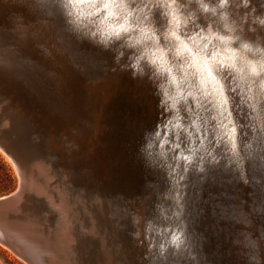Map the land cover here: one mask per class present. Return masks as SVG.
Instances as JSON below:
<instances>
[{
	"label": "bare ground",
	"instance_id": "1",
	"mask_svg": "<svg viewBox=\"0 0 264 264\" xmlns=\"http://www.w3.org/2000/svg\"><path fill=\"white\" fill-rule=\"evenodd\" d=\"M127 1L134 2V0H115L112 10L116 13V16L107 17V10L101 11L99 15L96 14L97 9L102 7V5L97 2L94 6L93 0H83V2L74 0V3L67 7H65L67 2L64 5L60 0H0V79L8 87L12 86L13 89L26 96L24 98L25 104L23 103V109L19 105H17V108L26 113L30 120H34L31 122V124L33 123L34 129L33 136H38V138L46 141L47 148L52 152L49 155L45 153L46 158L49 159L48 162L41 158L32 159L30 152H25L24 156L26 163L32 167L33 174L38 179L42 177V185L47 188L46 193L51 194L48 190L51 179L49 171L57 176L59 174L61 176L63 175V177L73 176V182L76 186L81 181V175L78 174L79 167L88 166L89 171L87 174H94L97 171V173L105 175L106 180H104V183L107 185V191L113 190L117 194L121 192L119 196L110 195L115 200H111L110 202L112 217L121 223V230L124 237H130V239L136 238L137 241V243L135 241L130 242V248L127 250H134L136 254L138 253L140 256L138 260L139 264H143L144 261L145 263L151 264L155 261L157 254L158 257H161L163 254L159 244V239L163 240V236L165 235L160 230L162 226L172 228V225L175 230L179 227L178 231L182 228L185 232L190 227V215L188 212H190L194 202H189L192 201L189 195L193 187L190 185L184 190L183 217L173 218L172 214L168 212L173 200L168 176H165L166 173L164 171L154 168L151 165L149 157L147 161L151 167L147 168V166L143 165L145 163V154L136 151L135 146H128V142L125 143L123 141L124 146L121 147L118 143L117 154L119 158L116 160L110 158V163H106L107 157L111 156L112 152V149L111 152L109 149L114 146V143L110 142L108 145L109 148L107 149L109 150L107 151L108 154L102 157L103 161L92 160L93 157L91 155L89 157L88 153L86 154L84 147L87 141L86 132H89L93 125H95L93 127H98V121H95V123L93 121L96 118L95 108H91L86 102L81 103V100L80 102L79 100L75 101L74 98L79 99L74 94L77 92L71 93L69 91V88L82 89L83 92H79L80 94L83 93L82 98H84V101L86 97L88 98L90 96L89 99L93 98L97 103L95 107L101 108L104 111L108 107L107 92L113 87L111 99L115 104L117 103L116 101L119 102L116 105H119L118 109L121 116L129 124L138 113L147 108V98L150 97L149 90L151 87L146 85V80H144V83L142 82V75L148 73V75L152 74L154 77L155 73L151 70L154 66L150 64V61L138 58L139 62L135 63V67H133L134 62H131L129 59L124 60L127 54L132 51L130 47H124V44L133 45L137 40H141L143 43H149L150 40L156 38L157 28L153 27V24H146V22L141 21L142 17L144 18L145 15L146 17L148 15L144 11L145 9L141 10V12H136L127 6ZM168 2L169 0H161L159 9L163 10L164 15L156 7L155 15L159 14L158 17L162 20L164 16L168 17L169 23H172L167 24L166 28L169 36L171 35V31H177V34H179L183 30L182 26L186 16H190L196 22L199 20V35L207 37V40L211 41L210 44L217 43L214 37H211V34L215 36L227 35V29L224 28L225 22L220 18L219 9L213 15L209 12H202L197 0H187V2L179 5L170 2L168 5ZM217 6L218 1L216 0H209L207 3L208 8ZM225 10L229 14V21L233 18L239 20V14L246 11L249 16V24L244 27L241 34L246 36V31L249 29L254 30L258 37L255 42L249 40L247 36L246 38L254 46L264 47V25L255 22L256 19H260L262 16L264 17V5L260 7L254 1L250 0L246 9H236L235 5L230 4L226 6ZM168 11H172L171 17H169ZM179 12L182 13L180 14ZM152 15H154V11H152L151 17L149 16L146 20L152 18ZM133 16L137 18L136 21H134ZM125 19L128 21L126 27L129 29V32L127 34L122 33V36L126 35L127 39L122 44L117 45L114 43L115 38L110 39L105 33L108 31L109 26L118 28L121 23H124ZM200 19L206 20L207 24L210 23L208 31L203 30L201 27L203 23ZM173 24L178 27L175 29L172 28ZM252 34L254 35V33ZM196 38H198V35L192 41L185 42L193 49L194 59L200 61L203 59V53H197L196 50L198 48L201 49V45L199 44L201 41L194 42ZM181 39L184 40V36H181ZM202 41V43H205V39ZM210 44H208V47L211 46ZM66 45H71V48L68 50ZM75 49H79L84 54L76 55ZM138 49L139 46H137V51ZM121 50L124 56L118 60L117 54ZM233 50L239 53V44L237 42H234ZM146 51L151 60L157 61V66H163V69H167L170 59H172L167 48L149 46L146 48ZM194 51L196 52L195 55ZM184 55L187 56V53H184ZM255 58L261 59L264 57L261 54H256ZM90 60H93V64H95L94 69L99 73L103 72L105 62H108V67H112L110 75H108L109 77H106L108 78V82H105L107 83L106 90L99 91L96 88L94 90L86 89V84H84L86 77L83 78L84 69L81 72V67L84 68L85 65L88 70L91 67V65H88V63H91L89 62ZM147 68L149 71L146 70ZM76 69L80 71H76ZM163 69L160 70V79L167 87L165 77L168 75H165L166 71ZM244 71L246 72L247 68ZM85 73L87 74V72ZM175 74V66H173L172 75ZM87 80L86 82H88ZM95 82L96 79L94 80ZM14 101H16L15 98ZM14 116L16 118L14 117L15 119L13 120V117L6 114L2 127L5 129L13 124L16 131L19 129L26 133L24 128H21L22 123L19 121L18 116ZM94 130L96 132V129ZM56 135L58 136L56 141L59 142V145L54 144ZM106 136L114 138L117 142L121 138V132L117 129H109L106 132ZM40 152H44V150H40ZM78 154L79 156H77ZM7 157L9 158V156ZM114 163H116V166H114ZM62 164L65 169L61 172L62 169L60 170L59 167ZM100 165L102 169H99ZM57 166H59L58 171L55 169ZM113 169L119 171V174L116 175ZM141 170H144V172L142 173ZM58 172L60 173L57 174ZM209 173L214 178V187L220 185L222 189L227 188V185L232 180L231 185L236 188L237 195L244 197L249 196V194L250 196L254 195V192L248 193L247 190L253 186L254 182L247 184L242 182L240 178L232 175L231 170L225 168L223 164H221L218 171L213 170ZM213 178L211 177L210 179L212 180ZM152 179L155 182H151L153 184L148 186V182ZM210 179L208 176V179L203 180V182L212 187L211 181H209ZM191 180H193V176L190 178ZM256 183L260 182L256 181ZM71 184L73 185V183ZM218 194L222 193L219 191ZM50 197H53L52 194ZM56 198V201L53 200L55 202L53 208L57 221L53 227L57 232L53 234L55 238H53L54 246H50V249L55 251L56 254H60L64 259L62 256L64 251H70L69 249L73 247L74 240L70 234V232L73 233L71 223L73 217L71 218L72 215H70L73 209H69L62 195L61 197L58 195ZM46 199L50 198L46 195ZM131 199H134V201L129 203L136 206V215L129 211L128 213L125 209L126 206L124 207V204ZM117 200L121 202L119 203ZM237 200H240V198ZM257 202H260L263 207L261 208V214L254 217V229L258 233V231L264 229V202L258 199ZM75 204L78 203L76 202ZM89 207L91 208L92 206ZM236 208H238V205ZM247 208L248 206L244 207L243 211H247ZM75 211L74 213L78 214V211H80L79 207ZM156 225L160 227L155 228ZM91 227H93V224H91ZM91 231L94 232L93 228H91ZM248 235L249 238H253L251 230H249ZM164 242L167 244L166 246L170 244L171 247H174L172 241L166 243L164 240ZM190 243L191 245L189 244V246L194 244L193 241H190ZM46 249L45 252H49L50 249ZM260 251L257 249L254 252L258 255L260 261L253 260L250 264H264L262 262L264 260V247H261ZM49 253L52 255L51 252ZM254 253L252 255L256 258ZM102 255L101 257L104 263L109 264L106 261L109 258L107 253L105 256L104 254ZM59 263L61 264V262ZM72 263L74 264L75 262ZM55 264L57 263L55 262ZM190 264H197V261L194 259Z\"/></svg>",
	"mask_w": 264,
	"mask_h": 264
},
{
	"label": "snow or ice",
	"instance_id": "2",
	"mask_svg": "<svg viewBox=\"0 0 264 264\" xmlns=\"http://www.w3.org/2000/svg\"><path fill=\"white\" fill-rule=\"evenodd\" d=\"M83 2V0H79ZM102 7L96 14L107 10V17H115L112 10L115 0H93ZM161 0H134L135 3H150L157 5L158 11ZM172 4H182L187 0H169ZM209 0H197L202 12L215 15L220 10V18L225 22L227 35L214 37L217 41L211 48L206 44L204 49H197L203 53V59L196 61L193 49L185 41H192V33L199 35L197 22L186 16L183 31H171L167 34L168 19L165 17V27L157 28L156 38L149 43L137 40L133 45L124 44L132 51L129 57L136 55L139 59L150 61L154 86L160 94L161 114L164 117L156 129L148 134L146 152L154 168L166 173L169 178L170 190L173 196L168 212L173 218L183 217L184 190L190 186V178L199 175L202 180L208 179V173L219 170L221 164L231 170V174L240 178L244 183H253L258 163L264 162V58L256 59V54L264 57V47L254 46L242 35L243 29L249 24L248 13L239 14L229 21L226 6L233 4L236 9H246L250 0H218V6L208 8ZM74 0H67L65 7L72 5ZM150 11V9H149ZM152 20L146 21L152 24ZM127 19L118 28L109 26L105 35L115 38L114 43L122 44L129 29ZM256 23L264 25V18L256 19ZM178 26L173 24L172 28ZM204 31L209 25L202 24ZM184 36V40L181 39ZM207 40V37H201ZM234 42L239 44V53L234 49ZM211 43V41H209ZM171 45V46H170ZM137 46L139 49L137 51ZM160 46L167 48L175 66L163 69L157 66L156 60H151L146 48ZM187 53V56L184 55ZM223 53V55H222ZM123 51H119L117 59L123 58ZM139 59L135 62L138 63ZM135 63L132 65L135 67ZM247 68L245 72L244 69ZM168 73L165 83L160 79V70ZM255 145V147H254ZM156 149V151H152ZM259 186L264 188V175H261ZM179 236H172L175 248ZM185 253L190 264L194 260L187 249ZM166 256H161L163 264Z\"/></svg>",
	"mask_w": 264,
	"mask_h": 264
},
{
	"label": "rangeland",
	"instance_id": "3",
	"mask_svg": "<svg viewBox=\"0 0 264 264\" xmlns=\"http://www.w3.org/2000/svg\"><path fill=\"white\" fill-rule=\"evenodd\" d=\"M252 1H254L260 7L264 5V0H252ZM126 4L128 7H131L136 12L137 11L141 12V10L145 9L144 11H146L148 15L147 17L146 15L144 16L145 19L143 17L141 18V21H143L144 23L148 20L153 19L154 15H152V18L146 20V18H148L149 16L151 17L152 11H154V14L156 13L155 7L157 8V5L155 3L153 4L150 3L147 5V7H145V5L141 3H135V6H133V1H127ZM167 4L169 5L170 3L168 2ZM179 13L181 14L182 12ZM168 15L169 17H171L172 11L171 12L168 11ZM158 16L159 14L155 15V20H153L152 24L156 23L158 27L163 28V26H165L166 23L165 17L167 16H164L163 20L160 19ZM133 17L135 19L134 21H136L137 18L135 16ZM262 18L264 17L262 16ZM200 20L202 21L203 24H207L206 20L203 19ZM146 24H150V23L146 22ZM168 24H172L169 23V19H168ZM199 27L200 25L198 20L197 22L198 30L200 29ZM248 31H246V36L248 37L249 40L255 42V40L258 38L256 36L257 33L251 29H249ZM252 33H254V35ZM196 35L197 33L195 32L192 33L194 39ZM201 37L203 36L198 35V38H196L194 42L201 41V43L199 44L201 45V49H204V46L210 43L208 40H205L204 41L205 43H202L203 39ZM211 37H216V36L211 34ZM210 45L211 46H209V48L212 47L213 43ZM66 48H68L69 50L71 48V45H66ZM74 51L78 56L84 54L79 49H75ZM196 52L194 51V55L196 54ZM126 59H129L131 60V62L135 63L138 59V56L133 55L129 57V55L127 54L124 60ZM89 62L91 63H88V65H91L92 68L90 67L88 70L86 69L85 65L84 68L80 66L81 72H83L84 69L83 78L86 77L84 80L85 81L84 84H86L85 85L86 89L89 88V90L91 89L94 90V88H96L99 91L103 89L106 90L107 83L105 82H108V78L106 77H109L108 75H110V70L112 67L111 66L108 67V62H105L103 66L104 68L103 72L99 73L94 69L95 64H93V60H90ZM173 66L174 64L169 62L168 67H173ZM146 70L149 71L148 68ZM76 71H80V70L76 69ZM85 72H87V74ZM165 75L167 76L168 73L166 72ZM142 76H141L143 78L142 82L144 83L145 82L144 80H146L145 82L146 85L148 87H151V89L149 90L150 97L147 98V108L141 111L140 113H138L130 124L126 123L124 117L121 116V113L118 109L119 105H116L119 102L116 101L117 103L115 104L111 99L112 98L111 91H113V87L112 89L109 90V92H107L108 107L104 109V111L101 108L99 109L95 107L97 103L95 102V100H93V98L89 99L90 96L88 98L86 97L85 98L86 100L84 101V98H82L83 93L80 94V92H83L82 89L69 88V91L71 93L77 92L74 94L79 99L74 98L75 101L79 100L80 102L81 100L82 101L81 103L86 102L87 105H89L91 108H95L94 112H96L95 115L96 118H94L93 121L94 123L95 121H98L97 123L98 127H93L95 126L93 125L94 124L93 123L91 129L92 128L96 129V132L94 129L93 130L90 129L89 132L88 131L86 132L87 141L84 147L85 148L84 151H86V154L88 153L89 157L91 156L93 157L92 160L103 161L102 157L108 154L107 151L110 150L111 152V149H112L111 156L107 157L106 163L107 162L110 163V158L114 160L118 159L119 155L117 154L118 151L117 144L119 143V145L122 147L124 146L123 141H125V143L128 142V146L129 145L135 146L134 148L136 149V151L144 153L145 163L143 165L147 166V168L151 167L150 164H148L147 161L148 155L146 152V143L148 139V134L156 129V126L161 123L164 117L161 114V108H160L161 97L159 95L157 87L154 86L153 75L152 74L148 75V73H146ZM95 79L96 82L94 83ZM86 80L88 82H86ZM109 129H113V130L117 129L118 131L121 132V138L117 142L114 140V138L106 136V132L109 131ZM115 135L117 136V134ZM57 138L58 136L56 137L54 144L59 145V142L56 141ZM110 142L114 143V146H112V148L107 150L109 148L108 145ZM152 151L154 152L156 151V149H152ZM30 153L32 155V159L41 158L46 160L47 162L49 160L48 158H46L45 152L34 150ZM77 156H79V154ZM2 165L4 166V168L8 173L12 174L14 183L12 190L5 194L0 193V197L15 191L19 184V175L13 162L0 149V185H2L3 179L1 178H3L4 175ZM114 166H116V163H114ZM58 167L59 166L55 168L57 171H58ZM59 169L60 170L62 169L61 170L62 172L63 169H65L64 165L62 164V166L59 167ZM99 169H102L101 165ZM88 171H89L88 166L79 167L78 174L81 175L80 176L81 181L77 186L74 185L73 176L63 177V175L61 176V174H59L60 172L57 173L59 174V176H57V175H53L52 172L49 171L51 179L49 181L50 185L48 190L51 192L53 196L52 199L56 201L57 200L56 197H58V195H60L61 197L62 195V197H64V200H66V204L68 205L69 209L70 210L73 209L71 210V214H70L72 215L71 218L73 217L71 223L73 226L74 235L72 232H70L74 240L73 247L69 249L70 251L67 250L64 251V253L62 254L64 259L61 257L60 254L58 253L56 254V252L52 250L51 253L52 255L55 256L56 263L58 264L59 262H61V264L62 263L73 264L72 262H75L74 264H78V263L102 264L104 263V260L101 256H103L102 254H104L105 256L107 253V256H109V258H107L106 261L109 264H139L138 260L140 256L138 255V253L136 254L134 250L131 251L127 250L128 248H130L129 247L130 242L135 241L137 243L136 238L130 239V237L129 238L124 237L121 230V226H122L121 223L113 219L111 214L112 212H111L110 202L111 200H113L111 196L113 195L119 196L121 195V192H118L117 194V192H114L113 190L107 191L106 189L107 185L106 183H104L105 182L104 180H106V176L97 173V171L94 174H90V173L87 174ZM113 171H115L116 175L119 174V171H116L114 169ZM141 172L143 173L144 170H141ZM261 175H264V162L258 163L257 171L254 174L255 181L260 182ZM165 176L167 175L165 174ZM208 176L209 179L211 177L213 178L211 173H209ZM60 177H62L63 179ZM209 181H211L212 187L210 185L209 186L206 185V183L203 182V180L200 178L199 175L193 176V180L190 181V185L193 188L189 195L192 201L189 202L190 203L194 202V204L192 205L190 212H188L190 215L189 216L190 227L189 228L187 227L188 228L187 231L189 232L188 236H185L187 237V239L185 237L182 238H184L187 242H190L191 241L190 237H192L194 242L192 247L194 248L197 256L200 257L201 262L203 264H250V262L253 260L259 262L260 259L258 255H256V253L254 252L257 249L260 251L261 247H264V229L258 231L257 233V230L254 229L253 223L255 221L254 217H257V215H260L262 212L261 208L263 207L261 206L260 202H257V199L260 200L261 202H264V188H261L258 185L259 183L254 182L253 186L247 189L248 193L254 192V195L250 196L249 194V196L244 197L236 194V188L233 185H231V183L233 182L232 180L227 185V188H223V189L220 187V185L216 187L213 186L214 178L212 180L210 179ZM151 182H155V180L153 179L150 180L147 185L149 186L153 184ZM64 183L65 185H63ZM71 183H73V185ZM66 185H68L69 188L68 186L66 187ZM219 191L222 194H218ZM47 194L51 195L50 193ZM238 198H240V200H237ZM117 201L119 203L121 202L120 200ZM132 201H134V199L129 200L127 203ZM76 202L78 204H75ZM127 203L124 204V207L126 206L125 209L127 210V212L129 211L130 213L136 215L137 213L136 206ZM236 204L238 205V208H236L237 206ZM74 206L76 207V209L79 207L80 211H78V214L74 213L76 212ZM89 206L92 207L90 208ZM246 206H248V208L246 209L247 211H243V208ZM74 218L75 220L77 219L76 223ZM41 224L44 229L43 231L44 237L47 240H51L52 242H54L53 234H55L57 230L53 229V226L52 227L48 226V223L44 222L43 220H41ZM91 224H93V227H91ZM91 228H93L94 232L91 231ZM167 228L170 227L168 226ZM167 228L161 227L160 230H162V233L165 234ZM249 230H251L252 232L253 235L252 239L249 238L248 235ZM136 245L138 246V244ZM70 246L72 245L70 244ZM256 247L258 248L256 249ZM252 251L256 256V258L252 255L253 254ZM263 259H264V255H263ZM63 260H65L66 262ZM262 262H264V260ZM0 263L26 264L24 261H22L20 258L15 256L10 250L5 248L1 244H0ZM143 264H149V263H145L144 261Z\"/></svg>",
	"mask_w": 264,
	"mask_h": 264
},
{
	"label": "water",
	"instance_id": "4",
	"mask_svg": "<svg viewBox=\"0 0 264 264\" xmlns=\"http://www.w3.org/2000/svg\"><path fill=\"white\" fill-rule=\"evenodd\" d=\"M60 2L65 5L67 0H60ZM18 92L12 86L8 87L0 79V149L9 156L19 175V184L16 190L0 197V244L26 264H55V256L49 253L52 251L50 246H54V242L44 237V229L41 224V220L47 222L51 227L56 223L57 217L53 208L55 202L50 197L51 195L46 193L47 188L42 185V177L38 179L33 174L32 167L26 163L24 157L25 152L34 150H44L47 155L51 151L47 148L46 141L38 136H33L34 129L31 122L34 120H30L21 110L25 104L26 96ZM17 105L22 108H17ZM6 114L13 117V120L16 118L14 115H17L22 123L21 128H24L26 133L19 129L16 131L13 124L4 129L2 123L5 121ZM46 195L50 199H46ZM157 227L156 225L155 228ZM171 227V229H167L168 232L163 236V240L159 239L162 255L167 258L163 264H184V261L188 260L185 249L188 250L191 257L193 255L197 264H203L194 248L189 246L191 243L182 238L188 236L187 229L185 232L182 228V231L181 229L178 231L179 227L177 230L172 225ZM173 235L180 237V240L177 241L178 244H182L180 248L171 247L170 244L166 246L164 240L166 243L172 241ZM185 238L187 239V237ZM190 238L193 241L192 237ZM46 248L50 249L49 252H45ZM151 264H162L158 254Z\"/></svg>",
	"mask_w": 264,
	"mask_h": 264
},
{
	"label": "trees",
	"instance_id": "5",
	"mask_svg": "<svg viewBox=\"0 0 264 264\" xmlns=\"http://www.w3.org/2000/svg\"><path fill=\"white\" fill-rule=\"evenodd\" d=\"M2 169L4 171V175L3 178H1L3 180H2V185H0V193L5 194L12 190L14 180L12 174L8 173L3 165H2Z\"/></svg>",
	"mask_w": 264,
	"mask_h": 264
}]
</instances>
